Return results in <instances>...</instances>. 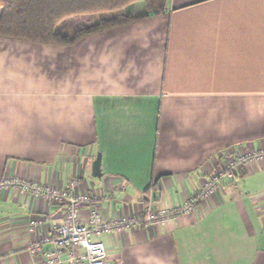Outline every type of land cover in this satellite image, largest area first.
<instances>
[{
	"label": "crops",
	"instance_id": "crops-1",
	"mask_svg": "<svg viewBox=\"0 0 264 264\" xmlns=\"http://www.w3.org/2000/svg\"><path fill=\"white\" fill-rule=\"evenodd\" d=\"M130 11L144 14L137 3ZM257 151L264 0H168L162 14L72 46L0 38V182H74L78 194L108 197L82 206L83 219L93 207L131 218L149 195L156 210L183 206L208 172ZM65 214L60 202L0 190V264H38L26 248ZM97 240L112 264H264V161L186 215Z\"/></svg>",
	"mask_w": 264,
	"mask_h": 264
},
{
	"label": "built area",
	"instance_id": "built-area-1",
	"mask_svg": "<svg viewBox=\"0 0 264 264\" xmlns=\"http://www.w3.org/2000/svg\"><path fill=\"white\" fill-rule=\"evenodd\" d=\"M264 161V152L257 151L250 155H238L228 159L224 166L215 172H208L200 189L180 207L158 209L153 207L154 198L149 195L142 212L131 218L116 221L103 219L97 209L90 208L85 219L81 216L82 206H90L107 196L78 194L75 183L69 182L66 187L48 188L30 180L7 178L0 182V190L15 189L20 195L30 194L33 198L45 197L66 206L65 219L52 236L36 240L28 245L26 251L31 257H39L38 264H112L108 261L104 244L97 240L102 234L121 232L123 229L140 225L151 226L166 220L186 215L206 197L215 194L224 181H233L239 173L254 162ZM38 222L31 219L28 227L33 232ZM50 243L51 250L45 251L43 245Z\"/></svg>",
	"mask_w": 264,
	"mask_h": 264
},
{
	"label": "trees",
	"instance_id": "trees-1",
	"mask_svg": "<svg viewBox=\"0 0 264 264\" xmlns=\"http://www.w3.org/2000/svg\"><path fill=\"white\" fill-rule=\"evenodd\" d=\"M136 3L142 4L143 15L131 13ZM167 3L168 0H0V38L72 46L85 37L162 14ZM107 13L114 15L94 21L95 16ZM151 191H156L155 183L146 191L147 197Z\"/></svg>",
	"mask_w": 264,
	"mask_h": 264
},
{
	"label": "water",
	"instance_id": "water-1",
	"mask_svg": "<svg viewBox=\"0 0 264 264\" xmlns=\"http://www.w3.org/2000/svg\"><path fill=\"white\" fill-rule=\"evenodd\" d=\"M100 172V157L97 155L96 159L92 163V177L94 178H100L101 177Z\"/></svg>",
	"mask_w": 264,
	"mask_h": 264
},
{
	"label": "rangeland",
	"instance_id": "rangeland-1",
	"mask_svg": "<svg viewBox=\"0 0 264 264\" xmlns=\"http://www.w3.org/2000/svg\"><path fill=\"white\" fill-rule=\"evenodd\" d=\"M139 7H142V4L141 3H137ZM126 12V11H125ZM114 13H107V14H104V15H97V16H113ZM99 19V18H98ZM98 19H94V21H98Z\"/></svg>",
	"mask_w": 264,
	"mask_h": 264
}]
</instances>
